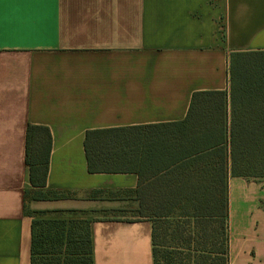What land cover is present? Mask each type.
I'll return each mask as SVG.
<instances>
[{
  "label": "crops",
  "instance_id": "crops-1",
  "mask_svg": "<svg viewBox=\"0 0 264 264\" xmlns=\"http://www.w3.org/2000/svg\"><path fill=\"white\" fill-rule=\"evenodd\" d=\"M243 51H264V0H0V264H29L27 125L51 136L46 189L134 208L138 176L88 173L85 132L172 129L193 93L228 91ZM227 185L228 264H264V178ZM105 218L90 224L93 264H153L150 222Z\"/></svg>",
  "mask_w": 264,
  "mask_h": 264
},
{
  "label": "trees",
  "instance_id": "trees-1",
  "mask_svg": "<svg viewBox=\"0 0 264 264\" xmlns=\"http://www.w3.org/2000/svg\"><path fill=\"white\" fill-rule=\"evenodd\" d=\"M228 73V91L193 93L185 119L172 129L85 132L88 173L138 176L129 191L137 202L133 221L151 223L153 264H228L227 180L264 178V51L231 53ZM50 149L49 130L27 125L29 188L22 210L30 218L29 264H93L90 224L96 219L45 215L82 213L77 210L27 209L74 195L45 188Z\"/></svg>",
  "mask_w": 264,
  "mask_h": 264
},
{
  "label": "rangeland",
  "instance_id": "rangeland-1",
  "mask_svg": "<svg viewBox=\"0 0 264 264\" xmlns=\"http://www.w3.org/2000/svg\"><path fill=\"white\" fill-rule=\"evenodd\" d=\"M93 195V194H92ZM91 195V196H92ZM94 196H99V195H93ZM88 197V196H87ZM85 199V198H84ZM89 199V197H88ZM65 202H31L27 205V209L29 210V212L32 211H43V210H70V209H64V207L68 206V205H74V203L78 204V206H80L82 210V213H71V214H57V213H48L45 214L47 217H56V216H74V217H84V218H92V219H96V217H106V218H128V217H133L134 213H133V207L131 205H125V204H120V205H114L117 207H113L111 209H107V210H101V211H96V210H92V209H88V205L87 207H85L86 205H81L80 203H77V201L79 200V196L78 195H73L71 198L69 199H63ZM58 201H62V200H58ZM89 208H92L89 207ZM118 208V209H117Z\"/></svg>",
  "mask_w": 264,
  "mask_h": 264
}]
</instances>
